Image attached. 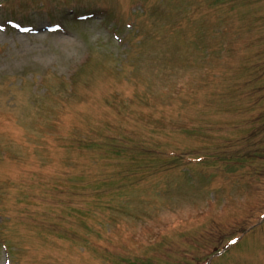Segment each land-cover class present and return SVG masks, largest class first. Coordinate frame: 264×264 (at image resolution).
I'll return each instance as SVG.
<instances>
[{"label":"rangeland","instance_id":"obj_1","mask_svg":"<svg viewBox=\"0 0 264 264\" xmlns=\"http://www.w3.org/2000/svg\"><path fill=\"white\" fill-rule=\"evenodd\" d=\"M6 19L38 31L0 29V264L2 243L12 264H264V128L239 112L264 99V0H0Z\"/></svg>","mask_w":264,"mask_h":264}]
</instances>
